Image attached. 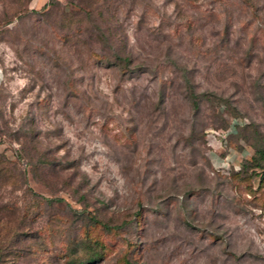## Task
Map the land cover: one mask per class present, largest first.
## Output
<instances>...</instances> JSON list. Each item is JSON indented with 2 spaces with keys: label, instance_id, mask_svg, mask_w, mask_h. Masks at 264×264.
Instances as JSON below:
<instances>
[{
  "label": "rangeland",
  "instance_id": "rangeland-1",
  "mask_svg": "<svg viewBox=\"0 0 264 264\" xmlns=\"http://www.w3.org/2000/svg\"><path fill=\"white\" fill-rule=\"evenodd\" d=\"M126 260L264 264V0H0V264Z\"/></svg>",
  "mask_w": 264,
  "mask_h": 264
},
{
  "label": "trees",
  "instance_id": "trees-1",
  "mask_svg": "<svg viewBox=\"0 0 264 264\" xmlns=\"http://www.w3.org/2000/svg\"><path fill=\"white\" fill-rule=\"evenodd\" d=\"M234 131H236L237 132V129L235 128V130ZM20 231H19V229H16L12 234H15L14 236H15V240H16V243L15 244H17V241L19 240V242H20V240L22 239L23 240V238H22V234L21 233H19ZM27 242V240H25V243ZM125 264H130L127 260H126V262H125Z\"/></svg>",
  "mask_w": 264,
  "mask_h": 264
},
{
  "label": "built area",
  "instance_id": "built-area-1",
  "mask_svg": "<svg viewBox=\"0 0 264 264\" xmlns=\"http://www.w3.org/2000/svg\"><path fill=\"white\" fill-rule=\"evenodd\" d=\"M235 123H232L230 126H229V128H228V130L226 131V133H225V135L223 134V137H224V139H226V137L229 135V134H232L233 133V131L235 130Z\"/></svg>",
  "mask_w": 264,
  "mask_h": 264
},
{
  "label": "crops",
  "instance_id": "crops-1",
  "mask_svg": "<svg viewBox=\"0 0 264 264\" xmlns=\"http://www.w3.org/2000/svg\"><path fill=\"white\" fill-rule=\"evenodd\" d=\"M233 133H235V131H233Z\"/></svg>",
  "mask_w": 264,
  "mask_h": 264
}]
</instances>
